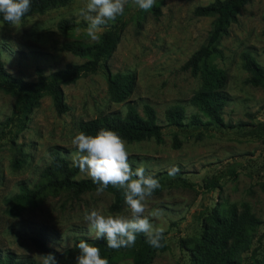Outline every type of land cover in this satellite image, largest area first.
<instances>
[{
  "label": "rangeland",
  "instance_id": "rangeland-1",
  "mask_svg": "<svg viewBox=\"0 0 264 264\" xmlns=\"http://www.w3.org/2000/svg\"><path fill=\"white\" fill-rule=\"evenodd\" d=\"M214 1L156 0L153 7L157 10L152 7L145 12L128 0L123 14L117 16L126 26L105 64L108 71L103 64L97 73L64 86L69 107L66 113L58 115L50 98L44 97L24 130L10 128L0 141V251L41 262V255L30 241L40 227L46 228L48 246L64 254L75 238H94V232L83 221L85 212L96 209L105 215H129L126 205L118 212L110 211L114 196L109 192L80 197L67 192L50 193L14 214L10 212V199L22 187L34 189L41 182L52 152L57 151L71 163L75 149L70 142L81 123L114 112L124 116L130 106L143 117V107L149 105L162 128V142L127 143V148L132 168L144 166L145 174L152 175L161 185L145 201L144 215L154 209L162 210L161 216L149 219L154 226L165 229L168 250L152 264H190L188 253L179 246L180 239L199 237L202 219L215 206L239 207L241 203H247L262 222L251 250L264 260V89L245 84L248 73L243 69L245 53L264 67V0H250L240 10L228 35L220 41L223 58L212 59L228 79L223 124L190 126L194 115L204 123L207 119L189 102L201 88V80L182 66L205 42L213 21L210 17H196L193 11ZM85 2L71 0L17 25L0 23V61L6 71L33 82L37 80V70L48 75L71 63H83L85 59L61 50V46L66 42L96 43L87 36L88 22L80 14ZM61 20L77 26L61 35L57 30ZM108 72L134 76L133 91L125 102L110 101ZM13 102L12 96L0 92V123L10 116ZM175 106L185 113L180 127L169 125L165 118V112ZM174 139L179 142L177 148L173 147ZM20 154L24 163L13 169L12 162ZM173 165L179 172L170 176ZM88 178L81 172L76 177ZM249 256L250 252L242 255L244 264L249 263ZM114 264L132 263L129 257L120 255Z\"/></svg>",
  "mask_w": 264,
  "mask_h": 264
},
{
  "label": "trees",
  "instance_id": "trees-1",
  "mask_svg": "<svg viewBox=\"0 0 264 264\" xmlns=\"http://www.w3.org/2000/svg\"><path fill=\"white\" fill-rule=\"evenodd\" d=\"M71 0H31V10L22 20L34 15L43 14L46 11L67 5ZM250 0H215L206 6H198L193 14L196 17L213 18L211 28L205 42L189 57L182 69L189 71L192 77L201 80V88L195 92L189 102L206 117L204 123L199 116H192L188 125L223 124L222 113L228 102L225 92L227 75L217 68L212 59L223 58L219 47L220 41L228 35L231 24L236 22L237 16ZM156 11L157 8L153 7ZM0 23L10 25L0 16ZM87 27V24H85ZM77 26L69 20H61L57 24V30L61 35H66L69 30ZM126 22L116 17L103 28L98 42L92 45H83L75 42H66L61 50L85 59L81 64L71 63L64 69L54 71L48 75L37 70L36 81H26L14 77L6 71L3 62L0 61V92L14 98L10 116L0 123V141H2L10 128L15 126L18 131L26 128L29 116L40 105L44 97H49L55 112L58 115L69 110L65 103L63 87L74 84L77 80L97 73L101 66L105 65L116 50L120 42L121 32ZM79 27V26H78ZM243 69L248 73L245 84L264 89V67L261 66L249 53L243 55ZM108 71V70H107ZM109 98L112 103H123L131 95L134 88V76L131 74L108 72L106 78ZM144 116L129 107L127 113L122 116L118 112L102 115L90 121L80 124L79 131L88 135H95L100 129L115 131L126 143L154 140L162 142V128L157 123L155 111L149 105L143 107ZM165 118L169 125L180 127L185 120V113L181 107L175 106L165 112ZM179 142L174 139V148ZM20 157L12 162L13 169L22 167L24 160ZM80 171L73 167L72 163L52 152L51 162L41 174V182L34 189L22 187L21 191L11 199V213L29 208L47 197L50 193L67 192L74 197H80L86 193H94L97 185L90 178L76 179ZM233 174V171L230 172ZM215 187V186H213ZM104 192L111 193L114 198L109 209L118 212L125 205L122 190L109 185ZM262 222L257 218L247 203H241L239 207L231 205L227 208H213L210 214L202 219V231L199 237L180 239L179 246L189 255L190 264H244L242 255L250 252L248 264H263L255 250H251L256 238L258 228ZM164 247L155 249L146 242L143 234H137L134 246L119 250L107 247L104 239L88 238L80 236L74 239L73 245L64 254L48 246V233L45 227H40L30 237V241L40 255L51 253L55 256L57 264H74L79 250L76 245L84 240L100 249L102 258H106L109 264H114L120 255L130 258L132 264H152L154 259L168 250L165 239ZM0 264H41L30 259H19L13 252L0 251Z\"/></svg>",
  "mask_w": 264,
  "mask_h": 264
},
{
  "label": "clouds",
  "instance_id": "clouds-1",
  "mask_svg": "<svg viewBox=\"0 0 264 264\" xmlns=\"http://www.w3.org/2000/svg\"><path fill=\"white\" fill-rule=\"evenodd\" d=\"M128 0H86L80 14L88 22L86 33L92 41L98 42L103 27L117 16L122 15ZM156 0H133L142 11L150 10ZM31 10V0H0V16L10 25L20 24L22 18ZM75 149L70 157L73 167L79 169L97 185V195L112 187L122 190L123 202L129 215L102 214L93 209L85 212L83 221L95 239H104L107 247L115 250L134 246L137 234H143L146 242L155 249L164 247L165 229L154 226L149 217L161 216L162 210L154 209L146 212L145 201L153 192L160 188L159 181L152 175L145 174L144 166L133 169L129 161L126 141L115 131L100 129L95 135L78 131L71 139ZM179 172L175 165L169 170V175ZM135 177V178H134ZM79 254L76 264H109L100 255V249L81 240L76 245ZM41 264H57L51 253L41 255Z\"/></svg>",
  "mask_w": 264,
  "mask_h": 264
}]
</instances>
